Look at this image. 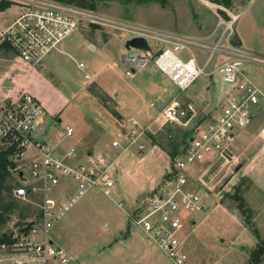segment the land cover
Wrapping results in <instances>:
<instances>
[{
	"label": "rangeland",
	"instance_id": "rangeland-1",
	"mask_svg": "<svg viewBox=\"0 0 264 264\" xmlns=\"http://www.w3.org/2000/svg\"><path fill=\"white\" fill-rule=\"evenodd\" d=\"M22 10L13 3L1 14L0 28L12 23ZM89 11L110 19L116 26H81L44 59L39 70H28L15 54L0 56L4 60L0 61V106L1 98L15 100L21 94H31L45 107L38 140L56 151L75 149L78 162L102 154L117 158L114 169L119 176L108 196L96 190L87 191L50 231L69 256L82 264H136L141 253L131 256L126 252L132 232L137 233L142 250L150 255L145 264H174L138 230L136 220L140 210L147 208L150 197L169 180L165 172L172 169L174 161L171 163L160 149V143L166 144L165 131L180 128L188 133L195 122L187 128L176 124L160 126L155 120L171 100V104H192L197 111L195 121L206 120L218 111L228 85L216 72L212 77L198 78L181 93L154 64L156 56L143 68L123 64L122 56L128 58L135 50L126 49L125 44L129 39L140 38L137 34L143 31L151 35L146 38L151 55L166 49L158 40V36L165 35L188 38L205 48H224L227 43L225 38L220 39L222 31H233L229 38L232 45L264 61V0H231L230 7L209 0H105ZM139 50L144 54L143 49ZM195 54L201 62L208 51L196 48ZM176 55L184 61L188 59L182 52ZM222 59L214 56L208 68ZM242 72L264 95V62H246ZM94 90L102 100L92 94ZM67 128L73 129L70 137H66ZM262 128L264 100L234 145L239 163L206 177L212 182L213 192L203 199L204 208L191 222L186 221L180 232L188 264H247L250 251L258 243L254 230L264 240V148L259 136ZM151 136L157 145L152 144ZM131 138L136 145L124 152ZM114 141L118 142L117 148L112 146ZM140 142L145 148L138 152ZM92 148L99 149L98 153L95 150L94 155H87ZM239 164L242 167L234 175ZM11 183L15 184L13 178ZM240 184L247 222L236 203L224 198ZM62 192L63 183L52 187L49 197L62 201L67 195ZM15 201L37 211L33 204ZM16 221L17 216H13L4 231L16 232ZM36 227L40 230L41 224ZM119 242H124L125 253L117 256L114 244ZM18 255L17 251H6L0 264H14L11 257Z\"/></svg>",
	"mask_w": 264,
	"mask_h": 264
},
{
	"label": "built area",
	"instance_id": "built-area-1",
	"mask_svg": "<svg viewBox=\"0 0 264 264\" xmlns=\"http://www.w3.org/2000/svg\"><path fill=\"white\" fill-rule=\"evenodd\" d=\"M7 1L23 10L12 23L0 28V52L15 54L37 70L43 67L44 59L81 26H116L110 19L92 11L52 0ZM137 35L145 41L151 37L143 31ZM232 35L233 31H222L220 39L225 38L227 43L224 48L219 45L205 48L179 36H158L166 49L159 50L157 55L154 52L150 54L147 44V49L142 51L144 54L135 49L128 58L122 57L124 64L135 69L145 67L156 56L154 64L181 93L198 78L212 77L216 72L228 85L218 111L206 120L195 121L197 111L192 104L182 106L177 103L164 107L155 120L160 126L176 124L187 128L195 122L188 132L182 154L174 160L172 169L165 172L169 180L150 197L147 208L140 211L142 215L136 220V226L146 238L174 264H188L180 232L186 221L191 222L204 208L203 199L213 192L212 182L206 177L239 163L240 157L234 145L239 134L252 123L256 107L264 100L262 91L242 72L244 63L264 61L232 45L229 39ZM196 48L208 51L203 62L198 60ZM179 52L188 59H180L176 55ZM216 55L223 59L209 69ZM78 66L83 68L82 64ZM84 77L89 79L86 75ZM44 113L41 102L27 93L15 100L2 101L0 106V152L7 154V171L15 180L11 196L14 200L33 204L38 213L31 218L35 224L11 246V251L19 254L11 259L14 264H80L53 241L50 231L87 191L96 190L108 196L107 192L114 187L118 175L114 169L117 158L102 154L78 162L75 149L56 151L50 148L47 142L37 139ZM72 134L73 129L67 128L66 137ZM259 136L264 148V128ZM131 141H128L124 152L136 145L135 140ZM112 146L117 148L118 142H112ZM144 148L145 144L140 142L138 152ZM62 183L65 186L62 193L67 195L62 201H54L49 192ZM38 223L41 224L40 230L36 227ZM38 235L39 240H36ZM8 248L0 245V256Z\"/></svg>",
	"mask_w": 264,
	"mask_h": 264
},
{
	"label": "trees",
	"instance_id": "trees-1",
	"mask_svg": "<svg viewBox=\"0 0 264 264\" xmlns=\"http://www.w3.org/2000/svg\"><path fill=\"white\" fill-rule=\"evenodd\" d=\"M64 5L74 6L81 9L95 10L97 4L105 0H52ZM132 1V0H127ZM142 2L148 0H139ZM212 3L222 5L224 7H230L231 0H209ZM13 6V3L7 0H0V16L3 12ZM98 92V89L96 90ZM92 91V94L99 96L102 100L101 94ZM169 128L165 131L164 141L166 144L160 143V149L168 156L171 163L182 154L184 145H186L189 137V133L182 131L180 128ZM152 144L155 143V137L151 136ZM159 147V146H158ZM7 154L0 152V245H6L8 248L7 252H11V246L18 241L20 233H25V229L31 225H34V221L30 219L37 215V211L33 210L29 205H22L15 201L11 196V176L7 171ZM167 176V174H165ZM169 176V175H168ZM170 178V177H169ZM240 185L234 187L232 195L224 194V198H230L236 203L237 209L241 211V214L246 218V211L244 209V199L242 197V191ZM13 216H17L18 221L14 223L16 232L4 231V228L11 221ZM30 220V221H29ZM248 221V218L245 220ZM254 235L258 240L257 245L250 251L249 260L247 264H263L264 262V240L259 237L257 230H254Z\"/></svg>",
	"mask_w": 264,
	"mask_h": 264
},
{
	"label": "crops",
	"instance_id": "crops-1",
	"mask_svg": "<svg viewBox=\"0 0 264 264\" xmlns=\"http://www.w3.org/2000/svg\"><path fill=\"white\" fill-rule=\"evenodd\" d=\"M0 56H7V53H3V52H0ZM123 57V56H122ZM0 61H4V60H2V59H0ZM23 64V63H22ZM124 64V63H123ZM24 65V64H23ZM25 67L27 66V68L29 67L28 65H24ZM30 68V70H32V68L31 67H29ZM29 68H28V70H29ZM175 85V84H174ZM206 88H208V87H206ZM18 97V96H17ZM16 97V98H17ZM35 97V96H34ZM37 98V97H36ZM2 99V101H9L11 98H1ZM40 102H41V104L43 105V103H42V101L39 99V98H37ZM173 99V98H172ZM173 100H171V102H172ZM171 102H169L168 104H170ZM44 107V106H43ZM44 109H45V107H44ZM96 150V153H98L97 151H99V149H97V148H92V149H90V150H87V155H90V154H92V155H94V151ZM101 151V150H100ZM101 153V152H100ZM118 176L119 175H117V178H118ZM117 193H119V191L117 190ZM141 211V210H140ZM193 225V224H192ZM138 228V227H137ZM138 230L141 232V230L138 228ZM142 233V232H141ZM122 234H123V232H122ZM137 234V233H136ZM136 234H134L133 235V233L131 232V236L129 237V239H128V242H126V244H127V246H126V252H129L130 254H132L131 256H135L138 252H140L141 253V257H140V260H139V262L138 261H136V264H145V262H144V260H149L150 259V255H147L146 254V252H144L143 250H142V243H141V241H140V239L137 237V235ZM52 239H53V237H52ZM53 241L55 242V240L53 239ZM124 242H122V243H115L114 244V246H115V250H116V254H117V256H120V255H118V254H122V253H125V250H124V248H122V244H123ZM59 245V244H58ZM63 248V247H62ZM64 249V248H63ZM131 252H133V253H131ZM1 257V256H0ZM1 259H3V258H1ZM0 259V260H1ZM75 259V258H74ZM77 261V260H76ZM77 262H79L80 264H82L80 261H77ZM138 262V263H137Z\"/></svg>",
	"mask_w": 264,
	"mask_h": 264
},
{
	"label": "water",
	"instance_id": "water-1",
	"mask_svg": "<svg viewBox=\"0 0 264 264\" xmlns=\"http://www.w3.org/2000/svg\"><path fill=\"white\" fill-rule=\"evenodd\" d=\"M125 47H126V49H131V48H133V49H147V44H146L145 39H143V38H132L126 42ZM241 167H242L241 164H239L235 167L234 172H233L234 175H236L238 173V171ZM231 178L232 177H230L227 182L231 181ZM29 228H30V226L27 227L25 229V231H27Z\"/></svg>",
	"mask_w": 264,
	"mask_h": 264
}]
</instances>
